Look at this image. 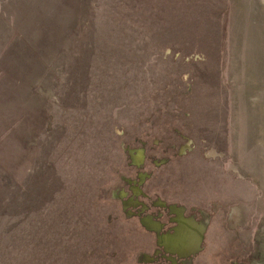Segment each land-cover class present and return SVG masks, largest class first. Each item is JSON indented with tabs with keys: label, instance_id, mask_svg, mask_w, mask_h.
Returning a JSON list of instances; mask_svg holds the SVG:
<instances>
[{
	"label": "rangeland",
	"instance_id": "374dc122",
	"mask_svg": "<svg viewBox=\"0 0 264 264\" xmlns=\"http://www.w3.org/2000/svg\"><path fill=\"white\" fill-rule=\"evenodd\" d=\"M162 202L264 264V0H0V264H155Z\"/></svg>",
	"mask_w": 264,
	"mask_h": 264
},
{
	"label": "flooded vegetation",
	"instance_id": "af4514ba",
	"mask_svg": "<svg viewBox=\"0 0 264 264\" xmlns=\"http://www.w3.org/2000/svg\"><path fill=\"white\" fill-rule=\"evenodd\" d=\"M129 155L133 161L132 164L137 167H140L145 160L143 148L130 150ZM141 171L140 175L137 173L138 178H144V173ZM125 179L133 182L130 178ZM140 191L138 186H134L135 194H139ZM132 201L134 200L126 201V206L131 205ZM162 205H166L171 215V221L174 223L165 231H163V224L159 220L154 219L151 215L140 214L141 222H144L150 230L155 232L156 243L160 247L154 250L153 257L156 259L153 261H158L154 262L155 264H187L185 259L192 258L200 249L204 250L206 236L204 223L192 215L185 214V210L181 206L164 202ZM160 257L167 263H163Z\"/></svg>",
	"mask_w": 264,
	"mask_h": 264
},
{
	"label": "crops",
	"instance_id": "0c3cea01",
	"mask_svg": "<svg viewBox=\"0 0 264 264\" xmlns=\"http://www.w3.org/2000/svg\"><path fill=\"white\" fill-rule=\"evenodd\" d=\"M185 214H187V213H185ZM204 241H205V239H204ZM201 250H202V249H201ZM201 250H200V251H201ZM197 253H198V252H197Z\"/></svg>",
	"mask_w": 264,
	"mask_h": 264
},
{
	"label": "bare ground",
	"instance_id": "6f19581e",
	"mask_svg": "<svg viewBox=\"0 0 264 264\" xmlns=\"http://www.w3.org/2000/svg\"><path fill=\"white\" fill-rule=\"evenodd\" d=\"M201 247H202V246H201ZM200 250H201V249H200ZM200 250H199V251H200Z\"/></svg>",
	"mask_w": 264,
	"mask_h": 264
}]
</instances>
